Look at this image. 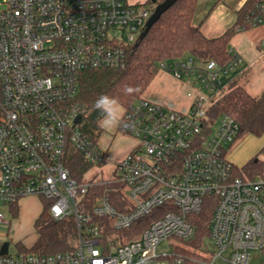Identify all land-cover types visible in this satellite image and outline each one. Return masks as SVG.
I'll list each match as a JSON object with an SVG mask.
<instances>
[{
  "label": "built area",
  "instance_id": "2783aa9c",
  "mask_svg": "<svg viewBox=\"0 0 264 264\" xmlns=\"http://www.w3.org/2000/svg\"><path fill=\"white\" fill-rule=\"evenodd\" d=\"M152 13L147 0H0V224H10L23 198L37 196L53 219L73 218L78 235L73 250L53 253L32 250L36 241H15V251L9 241L1 253L3 240L0 264H249L264 251V174L236 173L227 148L240 125L228 113L213 119L210 111L243 70L238 55L226 64L192 55L161 61L159 69L191 87L190 104L141 97L123 106L119 128L138 146L115 164L111 178L70 172L74 150L91 166L107 161L81 118L75 122L78 106L68 105L80 73L123 68ZM262 24L259 0L239 28ZM207 203L214 249L204 250L203 241L187 257L180 249L194 234L191 216Z\"/></svg>",
  "mask_w": 264,
  "mask_h": 264
},
{
  "label": "trees",
  "instance_id": "16d2710c",
  "mask_svg": "<svg viewBox=\"0 0 264 264\" xmlns=\"http://www.w3.org/2000/svg\"><path fill=\"white\" fill-rule=\"evenodd\" d=\"M164 0H147L154 11ZM259 0H246L237 13L236 23L224 33L208 37L200 26L194 24L198 0H177L150 28L143 39H138L128 49L127 63L123 68H94L80 73L79 92L68 100L69 106H78L82 117L79 123L83 132L98 139L101 131V113L94 109L95 102L107 95L115 98L122 106H129L144 97L143 94L158 73L163 60H171L192 55L199 60L214 59L221 64L231 61V39L241 25L246 24V15ZM131 92H128V89ZM211 115L215 119L222 113L233 116L240 125L239 136L249 133H264V93L252 95L235 78L224 94L211 105ZM67 165L72 176L80 179L91 163L84 155L74 150L68 157ZM236 173L245 177L264 174V161L250 160ZM99 191L103 187L98 188ZM113 202L121 208L116 195ZM210 199L209 197L206 200ZM14 208V214H17ZM213 216V205L207 203L199 214L191 216L195 231L185 240L180 249L183 255L197 254L205 238L209 235ZM39 236L33 246L35 252L53 253L73 250L77 245V223L73 218L55 220L49 213L48 204L35 222ZM190 263V262H189Z\"/></svg>",
  "mask_w": 264,
  "mask_h": 264
},
{
  "label": "rangeland",
  "instance_id": "374dc122",
  "mask_svg": "<svg viewBox=\"0 0 264 264\" xmlns=\"http://www.w3.org/2000/svg\"><path fill=\"white\" fill-rule=\"evenodd\" d=\"M143 1L144 0H133V2L138 3ZM236 4V0H198V7L193 22L195 25L200 26L202 31L208 37L219 36L228 29L229 25L227 24L234 15L233 9L236 7ZM250 30L251 29L240 30L237 33L238 36L235 34L237 39H241L243 41V47L247 46L244 42L246 39L248 40L249 35L247 32ZM231 46L232 42L230 43V47ZM258 54H260L259 49L255 53V56ZM258 58V62L253 65L251 74H249V76L253 75L250 77H256V81L259 80V82L256 83L257 88L260 83L263 84V80L260 78V69L261 67H264V56H259ZM246 77L247 76H245V78ZM246 88L251 94L257 97L261 96L264 92L262 90V92L256 93L254 89L252 88L251 90L248 85H246ZM190 89L191 87L182 84L171 73L159 69L153 81L144 92L143 96L157 102H162L173 107L181 108L188 106L191 102V99L187 96V91ZM120 106L121 112L124 113V107L122 105ZM119 127L120 124L113 127L101 126V131L99 132L97 141L98 145L103 150H105L107 161L92 164L86 173L87 178L92 176L100 179L111 178L116 166L115 164L120 162L127 153L134 150L140 143L137 138L127 132L120 130ZM250 142L251 141L248 139V136H239L227 148V156L233 160L235 158L237 166L242 164V161L239 159V157H241L242 154L245 155L247 153V150L250 148ZM252 145H254V143H252ZM258 158L264 160V152H258ZM21 201L22 207L18 217L14 218L9 214L8 218L10 220V224H0V234H7L4 237L0 236V245L2 244L3 240L10 241L11 251L16 250V246L14 244L15 241L31 244L37 240L39 232L34 224L35 219L30 222L29 218L32 216V214H37L38 216V214L43 209L44 202L46 203L45 198L40 199L37 197L25 198ZM203 245L204 250L209 251L214 249L213 242L209 237L205 238ZM161 247L164 250H172V247L169 245L167 246L165 243H163ZM216 264L228 263L217 260ZM249 264H264V251L254 252L250 258Z\"/></svg>",
  "mask_w": 264,
  "mask_h": 264
},
{
  "label": "crops",
  "instance_id": "0c3cea01",
  "mask_svg": "<svg viewBox=\"0 0 264 264\" xmlns=\"http://www.w3.org/2000/svg\"><path fill=\"white\" fill-rule=\"evenodd\" d=\"M129 1L133 2V0H129ZM236 1H237L236 7L233 9L234 15L229 20V22L227 24V25H229L228 28H230L231 26H233L236 23L237 16H238L237 15L238 10L241 8V6L244 4V2L246 0H236ZM248 29H251L250 31L247 32V34L249 35V38H248V40L246 39V41L244 42L247 46L243 47L242 46L243 41L241 39L236 38L238 36V34H237L238 32H237L236 33L237 36L234 34V36L231 39L232 46L230 47V49H231V52L233 55H238L242 59L240 65L242 66L243 70L236 77L237 81L240 84H242L245 88H246V85H248L251 88V90L253 88L254 91L257 93V92H262V90L264 91V89H263L264 88V67H261V69H260V78L263 80V84L260 83L258 88H257L256 83L259 82V80L256 81L257 78L256 77H250L253 75L249 76V74H251L253 65L258 62V60H259L258 57L264 56V50H262V49H264V44H262V39H264V24H262L260 26H256V27H251ZM258 49L260 51V54L255 56V53L257 52ZM245 76H247V77L245 78ZM245 135L248 136V139L251 142L249 144L250 148L247 150V153L245 155L242 154L241 157H239V159H241V161H242L241 162L242 164L240 166H237V164L235 162V158H234V160L231 159L235 163V165L237 166V168L239 170H241L242 167L245 164H247L250 160L255 159L257 161L258 159H260V158H258V152L259 153L264 152V133L262 135H259V136L254 135V134L245 133L241 136H245ZM252 143H254V145H252ZM260 160H262V159H260ZM36 197L37 196H28L25 198H36ZM25 198H23V199H25ZM37 198H40V197H37ZM21 203H22V201H21ZM21 203L17 208V210H18L17 214L13 213L11 215L12 217L16 218L20 214V209L22 207ZM43 210H44V204H43V209L38 214V216H37V214H32V216L29 218L30 222L35 219V221H34V224H35L36 220L38 219V217L40 216V214L42 213ZM36 216H37V218H36Z\"/></svg>",
  "mask_w": 264,
  "mask_h": 264
},
{
  "label": "clouds",
  "instance_id": "9594fccd",
  "mask_svg": "<svg viewBox=\"0 0 264 264\" xmlns=\"http://www.w3.org/2000/svg\"><path fill=\"white\" fill-rule=\"evenodd\" d=\"M127 91L131 92V89L129 88ZM94 109L101 113L99 123L102 127H113L120 124L123 120V113L120 110L121 106L113 97L102 95L95 102Z\"/></svg>",
  "mask_w": 264,
  "mask_h": 264
},
{
  "label": "water",
  "instance_id": "95a60500",
  "mask_svg": "<svg viewBox=\"0 0 264 264\" xmlns=\"http://www.w3.org/2000/svg\"><path fill=\"white\" fill-rule=\"evenodd\" d=\"M177 0H164L163 2L156 5L153 13L149 17L144 31L140 34L139 39H143L150 28L154 25L156 21L161 17V15L169 9ZM82 117L81 114H78L75 118V122H78ZM9 241H5L1 250V253H6L8 251Z\"/></svg>",
  "mask_w": 264,
  "mask_h": 264
}]
</instances>
